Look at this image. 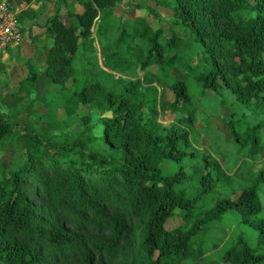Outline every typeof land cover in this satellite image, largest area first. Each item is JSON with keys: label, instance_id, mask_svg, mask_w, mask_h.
I'll use <instances>...</instances> for the list:
<instances>
[{"label": "trees", "instance_id": "trees-1", "mask_svg": "<svg viewBox=\"0 0 264 264\" xmlns=\"http://www.w3.org/2000/svg\"><path fill=\"white\" fill-rule=\"evenodd\" d=\"M124 1L83 0L69 22L59 7L46 20L45 72L57 91L38 115L45 129L0 109V264H183L203 257L210 224L229 213L257 233V246L240 234L225 261L264 264V168L231 174L214 156L217 132L208 133L212 150L195 144L196 100L208 97L240 106L228 121L233 142L249 157L264 152V0H174L170 37L148 22L111 19ZM180 35L191 40L188 55L177 50ZM133 69L143 76L116 75ZM38 76L30 65L20 89L35 93ZM79 107L88 111L75 131L58 114ZM22 131L31 136L23 147ZM175 216L182 223L168 227ZM67 218L92 230L105 219L112 233L80 236L62 228ZM32 231L47 238V258L28 247Z\"/></svg>", "mask_w": 264, "mask_h": 264}, {"label": "rangeland", "instance_id": "rangeland-1", "mask_svg": "<svg viewBox=\"0 0 264 264\" xmlns=\"http://www.w3.org/2000/svg\"><path fill=\"white\" fill-rule=\"evenodd\" d=\"M61 3V4H59ZM174 0H125L121 5L113 9V16L111 19H115L119 16H124L129 20H140L142 23L152 24L154 27H159L163 30V35L170 37L173 32L177 33V28L172 27V20L174 19L173 10ZM30 7L34 10L32 18L23 20L24 29L29 32V40L24 45H19L13 51V60L10 65L3 67L0 64V109H3L7 113L17 114V119L20 124H27L32 127H40L45 129L47 123L45 121H38V115L46 111L44 107V99L46 94L53 96L56 94V86L52 80L47 76L44 67L46 56L50 45L53 42L51 34L47 33L45 26L43 25L44 18L46 19L48 13L52 14L58 7L61 9L66 22H69V14L81 13L83 11V0H35ZM126 21V19L124 20ZM41 35L38 39L32 37L33 35ZM177 44L180 52H184L187 55L191 48V40L186 35H180L177 38ZM96 46L99 48L98 41ZM98 50V49H97ZM98 55L100 52L98 50ZM192 63H196V59H192ZM30 65L35 66L39 72V79L37 81L36 92L27 94L26 90L20 89V78L25 75L26 70L29 71ZM27 68H26V67ZM13 67V72L17 73L15 79L12 78L9 72V68ZM117 76L123 75L128 78H141L143 72L140 69H133L130 73L121 74L116 72ZM178 78L188 79L186 74L175 72ZM229 101L234 99L232 94H227ZM166 96L173 97L171 92H167ZM198 104L199 118L196 126V136L198 142L196 147L199 149L207 148L211 149L210 139L208 133L217 132V140L219 141L220 151L215 152L214 156L227 169L231 174L239 171L247 173L250 170L256 172L261 168H264V152L249 157L247 154L248 147H240L234 143L229 133L228 121L233 109L238 112L240 116L243 113V109L238 106L235 109L229 102V104H220L219 100L212 98H206L200 102L196 100ZM88 111L87 107H79L77 113L72 117H67L65 111H60L58 117L62 120H67L69 126L73 130H80L82 127L81 116ZM97 120L100 121L101 115L97 110L90 109ZM111 112L105 113V116H110ZM212 127V128H211ZM97 131L100 132L101 125L97 126ZM16 143L19 146H25L31 141L30 134L22 131L16 138ZM264 143V137H263ZM63 153V152H61ZM117 155L123 157V153L117 151ZM1 158L4 160L5 165H8L11 160L10 154H1ZM34 203L38 206H43L45 200L38 196L33 195ZM87 214V213H86ZM182 223L179 217H172L168 220V227H175ZM105 219L102 220L101 230H92L88 227L87 223L78 219L72 222L67 218L62 228L69 232L76 233L80 236H101L102 230L111 235L112 228L110 225H106ZM210 231L205 239L204 255L200 259H189L184 261L183 264H230L225 261L224 254L228 248L235 244L237 237L243 234L252 246H257V233L241 223L236 217L235 213H229L225 221L222 223L213 222L210 224ZM30 242L28 247L32 253L40 252L42 258H47L48 253L45 252L47 247L50 246L47 238L44 236L38 237L35 232L30 233ZM264 252V249L262 250ZM96 255V253H93ZM105 264V263H101Z\"/></svg>", "mask_w": 264, "mask_h": 264}, {"label": "built area", "instance_id": "built-area-1", "mask_svg": "<svg viewBox=\"0 0 264 264\" xmlns=\"http://www.w3.org/2000/svg\"><path fill=\"white\" fill-rule=\"evenodd\" d=\"M19 16V7L9 0H0V58L23 40L25 31Z\"/></svg>", "mask_w": 264, "mask_h": 264}, {"label": "crops", "instance_id": "crops-1", "mask_svg": "<svg viewBox=\"0 0 264 264\" xmlns=\"http://www.w3.org/2000/svg\"><path fill=\"white\" fill-rule=\"evenodd\" d=\"M13 5H15V6H17V7H19V9H20V15L22 16V18L24 19V20H27V19H30V18H32L33 17V15H34V10L30 7V5L35 1V0H31V2L28 4V5H26V6H21V3H22V1L23 0H9ZM59 4H61V3H59ZM56 10V9H55ZM55 10H54V12H55ZM61 10V9H60ZM53 12V13H54ZM52 13V14H53ZM52 14H50V13H48V10L46 11V14L45 15H48L47 16V18L45 19L44 18V21H43V25L45 24V22H46V20L48 19V17L50 16V15H52ZM23 24V23H22ZM23 27H24V25H23ZM25 30V34H24V37H23V40L21 41V43L19 44V45H24V46H26L25 44L28 42V38H29V32H28V30L27 29H24ZM32 37H34V38H36V39H38L39 37H42L40 34L38 35H33ZM19 45H17V46H19ZM17 46H15V47H11V48H9L8 49V51L3 55V58H0V64H1V66H5V67H7L8 65H10L11 64V62H12V60H13V51L15 50V48L17 47ZM51 46V45H50ZM49 50V49H48ZM48 53V52H47ZM46 57H47V54H46V56H44V60H45V63H46ZM26 67V66H25ZM27 68V67H26ZM13 67H11V68H9V70L10 71H12V72H9L10 74H11V76H12V78L13 79H15V77L14 76H16V74L17 73H14L13 72ZM44 70H45V67H44ZM28 70H26V72H25V75L22 77L23 79L28 75ZM18 75V74H17ZM38 79H39V76H38ZM20 80H22L21 78H20ZM23 89V88H22Z\"/></svg>", "mask_w": 264, "mask_h": 264}]
</instances>
